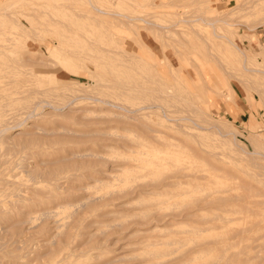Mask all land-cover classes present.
<instances>
[{
	"label": "rangeland",
	"instance_id": "1",
	"mask_svg": "<svg viewBox=\"0 0 264 264\" xmlns=\"http://www.w3.org/2000/svg\"><path fill=\"white\" fill-rule=\"evenodd\" d=\"M88 1L89 0H60L59 3L54 2L53 4V2H51L48 3L47 6H43V5L41 6L38 5L35 0H16V1L0 0V7H2L1 9H3V10L0 9L1 10L0 27L5 28V30L12 32V33L8 32L9 36L5 34L6 36L4 35L2 37L3 38L12 37V39L14 37L15 43L14 44L9 43L10 46L9 49H11L10 57L12 59L11 64L16 65L15 59L16 62H18V67H17L18 69L16 67L12 68L11 66L7 67L5 68V70L7 71L6 74L7 75L12 74L13 77L14 75L20 74L21 79H22V75L24 74H26L27 77L30 79H36V78L39 79L42 76V78H44L47 82H44L45 80L44 81L41 80V82L44 83L45 86L49 85L48 87L49 89H46L47 88L46 86V88L44 87V89L46 90H44L43 88L40 90V88L44 85L41 86L38 85L39 83L38 84L34 83L35 80L34 81L29 80V82H32V84H34V85L32 84L30 85V86H34L32 87L31 90L37 88L35 84L37 86H41L39 88V91H37L38 90L37 88L36 91L34 90V93L33 91L30 90L32 92V93L29 92L30 97L31 99L34 98V100H38L40 97L54 98V95L56 96V93L61 94V95L57 94L58 99H61L60 101L66 100L64 97L65 95L66 97L69 96V98L72 97V95L79 96V98H77L73 102L72 104L74 105L73 108L55 110L54 111L55 114L57 113L56 111H58L60 114L53 115V112H51L47 114L48 117L44 116L45 115L44 113L50 111L51 110L50 107L38 108V111L41 110L40 113L43 112L42 114H40V116H38L40 119L31 120V119H35V117L28 118L25 120L24 124L16 125L9 130L10 131L9 135L12 136L14 135V138L16 140L20 138L24 139V137L27 139L33 138L35 142L34 143L35 146L33 143L32 144L30 143V145H27V148L22 149V144L16 143L15 148H10L7 146L6 143L0 142V145H3L0 146V154L7 153L4 154L6 156V157L4 156L6 162L5 163L3 162L4 164L0 166L1 170L4 169L3 174L2 172L0 173V178L6 180L5 178L7 177L6 180L7 183L5 187L7 188V190L11 191V194L9 196H6V198L3 199V197H0L1 199L0 207L3 206L6 209H10L16 205L21 206L22 203L20 199L16 198V195L13 196V194L18 193V191L19 193H22L24 196L29 197L30 199L27 198V200L29 199L28 201H31L32 199L31 196L33 195L31 193H30L31 195L28 193L30 191L26 186H28L29 189H31V187L34 185L32 184L30 177L27 176L28 175L27 168L31 167L32 165H35V162L37 160H53L58 156L67 155L68 150L69 152L72 151L81 152L83 149V151H85L84 153H86V149L88 152V148H89L91 150H95L92 152L93 153L92 156L94 158L91 155H89L90 156L89 158L90 159L92 158V161L88 160L87 162L88 165H85L86 168H83L84 167L83 166L81 169L80 167L79 169L80 171L76 170V173L78 174L84 170L92 171V168L93 169L101 168L100 170L102 171L104 170L108 172L111 170L110 168L113 165L114 168L117 167V169H120V171L116 172L118 179L109 180V179H105L106 177L105 178L103 177L104 183L102 182L100 184H97V187H94L96 185L94 186L91 185L92 187L86 189V191L84 189L76 192L77 195L75 194V196H68L60 199L61 200L78 199L83 196H86L88 193H90L89 191L91 190L94 192L91 191L90 193L91 196L88 195V197L89 196L93 197L94 195H96L94 197H97L98 194H100L99 196L102 195L104 196L108 191H111L113 189L114 190L117 189L120 192L124 188H126V190H123L122 192L125 195L121 196L120 198L111 200L110 201L111 204L109 205L102 204L96 209L93 207L90 208L88 211H86L87 213L85 212L84 216L82 217L83 218L82 221L77 222L74 228L71 229V231H69V234L67 236V242L69 243L67 244L69 245V247L80 246L85 244L84 246L90 248L88 254H90L91 256L89 257L88 255L87 256L84 255L83 258L82 256L80 257L78 256L75 257L74 259H71L70 261L69 259H67L68 260L67 264H156V263L161 264V262L165 264L166 261H168L167 264H180V262L181 264H207V263L209 264V262L210 264H223L225 263L224 259L220 258L221 256L218 257V255H222L223 254L222 252H226L224 249L228 248L226 246L229 243L230 244L232 243L231 246H248L249 247L247 248L248 252L247 255L245 256L246 257H250L252 255L254 256L255 254H257L256 251L258 247L264 246V207H262V203H260L259 201V199L261 200V198L263 200L264 196H260V194L253 195L257 193V190L256 192L254 191L255 189L260 188V190L258 189L259 192L264 191V184H263L264 176L259 174L261 172L260 164H262V166L264 165V155L255 152L257 150L264 152V106L259 104H255L254 106H251L246 95L248 91L255 97L256 103L257 101H259V95L257 90L264 91V85H263L264 74H262L264 72L260 73L253 70L251 71L242 70V68H240V65L245 57L246 65L248 67L259 68L261 70H264V23H259L263 15L261 11L257 10L259 5L258 4L256 5L255 10H249L247 8L255 4L254 3L255 0H135V1L127 0L128 2L126 0H90L96 7H99L105 11L116 10L119 9V7L121 6V9L122 8L123 9L119 11H122L123 13H126L129 16H134V17L142 16L145 17L146 19L155 21L157 23L158 22L162 24L165 23L166 25L171 24L169 28L173 33L168 35L164 34L162 30H158V29H155V31H148L142 27L138 28L141 39L147 45L144 46L143 45L144 43L142 42L143 43L142 44L140 42L139 37L135 35L132 28H130L128 24H125V20L127 23V19L122 15H119L118 17L115 16L116 18L115 17L111 18L112 20H115L116 23L111 24L114 23L115 21L112 22L110 19L111 21L109 22L110 26L108 24H107L108 26L106 25L101 26L99 24L96 25V21L88 17L87 12L85 11V9L88 8L90 9V4L88 3ZM64 5H66V8H61V10L57 9ZM115 7L117 8L115 9ZM243 7H245V9H242ZM32 9L36 10L35 11L36 13L37 12L40 13L39 14L37 13L38 14L37 15L33 12ZM45 11H47L45 13L46 15L43 16L42 14ZM90 11L94 13L93 9ZM4 12H6L5 13V15L7 14L6 16L3 15ZM40 15H42V17ZM200 16L208 17L210 22L212 19L218 17L221 18L225 17L226 22H223L222 20H215L213 21L214 23L212 25L206 22L205 20L200 19L199 18ZM132 22H136L138 23V25L143 24L141 20H132ZM110 30L113 31V33L110 34L109 33ZM216 34L218 36H216ZM120 38H122L121 42H119L118 40ZM228 38L230 39L232 38L233 42L241 50H244L245 55L241 54L236 48H234L229 43ZM54 41L60 44L62 51L65 52L68 51L73 55L75 54L77 58L80 59V60L77 59L78 62H76L77 61L76 60L75 61L76 64L74 62V64L72 63L73 65L71 66L72 69H75L77 71L76 75H74L73 72H70L67 69L63 68V65L61 64V61H59L58 57H47L46 55H44V59H45L44 61L48 62L50 61L49 59H52L54 60L53 63L49 64L46 62H41V63L39 62L38 58L39 56H41L40 52L42 53L44 52L43 45H45L46 50L49 51L50 48L53 46ZM148 46H150V48L153 50L154 53L148 48ZM111 49H114L115 52L112 53ZM105 50L106 51L108 50V52H106ZM126 50L127 51L129 50L128 53H126ZM129 52L131 54H129ZM133 52L138 53L141 57H143L146 63L140 64L142 62L139 60L138 57H136L133 54ZM25 57L26 58L29 57L27 59L30 58L31 59L28 61L25 59ZM93 57H95V59ZM22 58H24L26 61H24ZM35 58H37V60ZM18 59H21V62L18 61ZM82 59H84V61ZM4 60L5 59H0V65ZM31 60L32 62H30ZM33 60H36L38 62L35 61L34 63ZM5 63L8 62L5 61ZM42 72L43 74L45 73L44 75L46 77H48V75H51L49 73H53L57 77L58 82L51 83L52 81L46 79L45 76L40 74ZM33 73H35L36 75ZM30 74L35 78L31 77ZM212 75L217 76L220 86L224 89H227L229 87V82L231 83L235 91V94H233V99L231 98L232 94L228 95L230 96L229 98L226 97L227 95L222 97L221 94L216 93L212 88L208 89L207 85H204L206 83H211L213 81ZM230 76H234L235 78L234 77L229 78ZM27 82L28 81H26V83ZM48 82L49 84H45ZM260 82H262L263 84ZM246 84L247 85L250 84L251 88H247ZM198 87L200 89L202 87V92H199ZM61 91L62 92L64 91L65 93L64 92L62 93ZM103 95L105 97L107 96L106 98L109 100L119 101L120 103L122 102L124 105L125 104L126 106L129 105V107L131 108L135 106L137 107L138 105H142V103H145L146 101L151 103L153 100L157 98L158 100H160V103L164 104V105L161 104V106H164V108L167 110L168 113H170L171 116H174L176 118L180 116H188L192 118V119H184V120L181 119L179 120V122L176 121L179 124H177L175 121H171L173 123L175 122V124H177L176 126L175 124H170V126L162 125L160 122H157L159 121L158 114L160 112L159 108L157 107H155L157 109L152 108L153 110L157 111L155 114L149 112L148 116L145 118L146 119L145 122L147 123V125L160 131L161 134L163 135L165 134L169 136L165 138L162 142L165 143L163 149L161 145H159V147L154 145L155 148H159L162 150V152L157 154V156L166 158L167 162H164L160 165H147L144 164L143 162L132 161L131 159L133 157L138 158L140 156H143L146 158H151L156 156L155 148L153 147L151 142L152 140L150 141L151 144L149 143V141H146V138L148 140L151 139L148 137L149 134L146 133L145 131L143 132V129L142 130L141 128L139 129V127H136L137 125H133L132 123H125V122L123 123L113 120L109 121L108 115L106 116L104 115V113L103 115L101 112H100L101 114L99 113L100 121H98L95 118L99 116V114H97L98 113L97 111H96L97 116L93 111L92 112L84 111V109L86 108H88L89 110L91 108H92L91 110L95 109V106H92V103H90L92 99L88 97H97ZM108 96L111 99L108 98ZM118 96H120V98ZM54 100L56 99L54 98ZM158 100H155L154 103L158 102ZM209 100L212 101L213 103L212 102L209 103ZM160 103L158 102L157 104L160 105ZM21 105H22V101L11 105L10 109L7 110L6 112L7 113L6 117H8L10 120L15 119L17 117L20 118V120L24 118L23 114L18 113L19 109L17 110V108ZM106 105L107 104H103V106L101 107L104 111L107 110ZM196 108L198 110H196ZM11 111L13 112L14 115H12ZM67 111L69 113H67ZM81 111L82 112L84 111L86 114L88 113V115H95V117L92 116L93 119L91 117L93 123L91 121L89 123H85L87 118L84 115V113H81ZM82 114L85 117L82 116ZM10 115L13 117H11ZM89 117L88 119L90 120ZM250 117H253L255 119L256 127L252 128L248 125V120ZM18 118L15 120L20 121ZM138 119H142V118L140 117ZM213 121L215 124L216 123L221 124V126L224 129H233L235 131L234 135L230 134L226 138L221 137L219 134H217V130L211 126L212 124H214ZM28 122L35 123V125L37 126L34 127L33 130L32 128H27L26 126L27 124H29ZM194 122L203 125L207 128L204 130V131L207 130V132H205L204 134L205 138L203 136L194 134V132L201 130L198 128V126H196V124H194ZM60 124L64 126H68L69 130L70 128L72 129L71 131L74 130L75 131L70 132L68 130L67 131L69 132L68 134L66 131L64 133L62 129V125ZM178 125L179 128L177 129ZM21 126L23 128H21ZM41 127L43 129H41ZM19 129L20 131L21 130L23 131V132L19 131L20 134L22 135H20L19 132H17ZM35 129H37L38 131ZM94 129L95 131L99 129L97 132L98 134L94 133ZM209 130L211 131L212 137L210 136L211 134H209L210 132ZM33 131L35 133L37 132V134H35ZM15 132H17L16 135ZM28 132L29 133L33 132V134L31 136L30 134L25 136V134H28ZM100 133H102V135ZM138 133H140L139 136L141 137L139 139L137 138ZM141 133H145L147 137L145 135L143 136V134ZM170 135H172L175 138L171 137ZM217 135L218 138H216ZM142 136L144 139L142 138ZM34 137H37L36 138L37 141L40 138V142L38 141L39 143H37ZM200 137H203L204 140L203 138L201 140ZM60 138L62 140L59 141L61 142L62 145L58 141V139ZM116 138L118 139L116 140ZM135 138L137 139L135 140ZM215 138L217 140H215ZM43 139H44L43 141L44 144L43 143L40 144L42 142L41 140ZM47 139L51 141V144L57 140V143L55 142L56 144L53 143L55 147L51 144H49L50 145L49 147L48 143L50 141L49 142L45 141ZM180 139L182 141L184 140L183 141L184 145L181 143L182 141H180ZM130 140L132 141L135 140V141L131 142ZM140 140L142 142H140ZM169 140L170 142H167ZM220 141L223 144H221ZM58 143L61 146L63 145L64 146L61 147ZM167 143L170 145H168ZM136 144H138V147ZM185 144H188V147L190 146V148L191 147L192 148L191 149L188 148L187 145ZM29 146H31V148ZM40 146L42 149H40ZM51 146H53L54 148H58L60 146L61 151H58L60 149L59 147L58 150L56 149L54 150L55 152L52 151V153H49L53 148ZM127 146L130 147L128 148ZM110 147H112V149H110ZM26 149H29L31 153H33V151L36 152L38 150L41 151H39L40 153L38 152L37 153L35 152V154L33 153L34 156H32V154H30V151ZM192 149H195V151H193ZM44 150H46L45 153ZM48 150L50 151L48 152ZM91 150H89L88 153H90ZM97 151H98V156L97 154H95V152ZM141 151H144L145 154L143 155L139 154V152ZM7 156L9 157L8 160H7L8 158ZM242 156L246 160L242 159L243 158ZM95 157L96 159L97 157L98 159L100 157L99 160L101 161L98 162L95 161L96 160ZM86 158L88 159V157ZM102 158H105L106 161L103 160ZM0 159L4 161L3 154L0 155ZM108 159L111 161V163H109L110 161H108ZM8 163L9 166H7ZM254 163L256 164L254 165ZM131 164H135L134 166L140 165V167L138 168L143 167V169H136ZM4 165L6 169L3 168ZM129 165H130L129 168L125 167ZM185 165L187 167H184ZM217 167L219 170L220 168H223L225 173L221 171L222 169L220 171L219 170L217 171ZM239 167H241V169ZM88 168L89 170H87ZM177 168L180 169V172L183 171L182 173H184V171L188 172L185 173V176L184 174H182L181 176L180 173L179 177L177 178L174 177L176 179V182L179 183H176L173 177L167 178L168 177L167 173L170 174L171 172L172 174L173 173L172 171ZM71 172H74V170H71ZM192 172L194 174H192ZM218 172L220 173L223 172L222 174L224 175V177H222V174L218 175L217 174ZM229 172H231V174L233 172H235V174L237 173L239 178L240 176H242V180L239 179L238 181L237 178L238 176L235 178L234 176H232L233 174L227 175L225 177V174ZM138 173H140L139 176L137 175ZM189 173H191L193 177ZM196 173H198V177L204 176V173H206L205 175L207 176V178H205L206 176H204V178L202 177L196 178L195 177V175H197ZM4 174H6V176ZM188 174L190 176H188ZM254 174L256 177L254 176ZM8 176L10 177L11 180L8 178ZM11 176L13 177L15 176V177L13 178ZM163 176L164 177L166 176L165 177L166 179ZM228 176L234 178L229 179L227 178ZM161 177H163L161 179L162 183L160 182L161 183L160 185H156V188L161 187L160 193L156 192V191L159 192V188L157 190L155 189L156 190L155 192L157 194L155 192H154L155 194L154 193L152 194L153 191L150 193L151 189L149 190L145 189L144 190L145 192L143 191V188L145 186L144 184L148 183V180L149 182L151 180L153 183H155L156 181L158 182L159 178ZM155 178L156 181H154ZM188 178L190 179V182ZM15 179H17L18 181ZM170 179L174 181H171ZM183 179L186 180L187 182L186 181L185 183L181 182L184 181ZM77 180L71 182L72 188H77L78 185L82 183L79 180L77 182ZM144 180H147V182L144 184L139 183ZM165 181H167V184L166 185L164 184L165 186L164 188V186L162 187L161 185H163ZM170 181L172 184L169 183ZM193 181L197 185L195 184L194 186H192L194 184ZM234 181L236 182L238 181L239 183L238 182L236 183ZM240 181H244L242 182L243 186L245 185L247 186V184L248 186L247 187L245 186L246 188L244 187L243 189V186L240 183ZM12 182H16V183L11 184ZM18 182L20 183L25 182V183L20 184ZM136 182L140 184V186L138 185L136 187L135 185L133 188L132 186ZM14 184H15L14 187L15 191L13 190L14 191L13 193L12 186H14ZM169 184L171 185L169 186ZM228 184L230 185L232 184V186L234 184L241 185L242 188L240 187V189L236 190L239 191V194L241 193L243 194L245 191L246 192L248 191V193L245 192V194H248V196L245 194L244 195L245 197L246 196L248 197L250 202L252 201L250 200L251 197H253L252 198L253 200L259 201V202L252 201V204H254L255 206L257 205L256 206L257 210H254L255 206L252 205L246 199L247 197L246 198L243 197L244 195L241 196V198L242 197L245 198L244 199L245 202L248 201L246 202L247 204L245 205H242V203L245 202H243L241 198H240L241 201L235 199L239 204L233 202L234 199H232V202L231 200L220 201L219 203L208 202L209 204H205V206H203L201 205L203 201H201L200 205H196V206L192 205L196 201L194 198H196L197 195H198L197 198L198 197L202 198V195L204 196V194L207 193L209 190H213V189L223 190L224 187L228 188L230 186ZM10 186L12 187V189ZM21 187L22 188L24 187L23 188L24 191L20 192ZM131 187L135 190L133 191ZM139 187L142 189H140ZM254 187L256 188L254 190L252 189L251 190L254 191L255 193L254 192L252 193L251 191L252 196L251 195L249 196L250 194L249 188H254ZM26 189L28 191H26ZM162 189H164L165 191ZM176 189L178 190V192L176 191ZM130 190L133 191V193H131ZM240 190L241 191L245 190V191L240 193ZM124 191H126L127 194ZM137 191H139L141 194H139ZM81 193H83V195ZM139 195H142L141 196L142 198L138 197ZM10 200L16 203L13 204L14 202H11ZM129 201H131L130 204L132 203L131 204V206L133 205L132 207L130 206ZM9 202L12 203L11 206L12 205L14 206L9 208L10 205ZM123 202L126 203V205L125 204L123 205ZM254 202L260 203L261 207L259 206L258 203L255 204ZM120 203L122 204V206L119 205ZM198 203L195 202L194 204H198ZM45 204L46 203H42V205L40 204L38 207L36 205L32 206L33 209L32 215L40 214L41 216L42 214L41 212L39 213V211ZM49 204L51 205L53 203H49ZM153 204H155V206ZM184 204L186 205V208L187 206L189 207L190 205V208H187L189 210L185 208ZM239 205L244 206V209ZM125 206L126 208H124ZM128 206L130 208H128ZM144 206L145 208H142ZM173 206H174V210H177L176 212L178 213L180 212L184 213L185 211L186 212L188 211L187 213H191V215H193L192 212L197 213V211L201 209L199 210L201 214L198 215L196 214L195 217L193 216L187 217L186 219L177 218L176 220L177 223L172 226V231L171 229L166 230L167 233L169 232L168 234L164 231L161 232L156 231L158 233L156 234L154 233L155 232L154 231L153 233L155 234V237L158 236L157 238H159L160 240L157 241L156 240L157 238H152L156 240L154 241V243H152L150 241L151 238L150 240L147 239L148 235H150L151 232H149V230L146 231L147 229L146 227L148 226L150 227L151 224H141L140 218L139 219L137 218L136 220V217L138 216L145 217V214L143 213H147V210L150 212L149 215L153 213L158 214L160 211L162 212L161 214H163L164 211H166L165 213H167V211H170L169 209L170 208L172 209ZM206 206L208 207L207 209H205ZM219 206H221L220 209L222 210L224 209V210L223 211L220 210ZM231 206L233 207L235 206L234 207L235 209L238 207L240 210L242 208L245 213L244 212L242 213L241 212L242 210L240 211L239 209H237L238 210L237 212L228 211L229 208L230 209L233 208V207L231 208ZM247 206L249 210L250 208L253 207L252 211L254 210V212L245 209ZM195 207H197L198 210L195 209ZM155 208L157 209L159 208L157 210L158 212L155 211L156 210ZM177 208H179L180 211H178L179 209ZM182 208L185 209L183 210ZM226 208L228 209L227 211H225ZM34 209L37 210L39 209V210L34 211ZM108 209H111L112 211L110 210L111 212H109V214H106L109 211ZM153 209H155L154 212ZM258 210L259 212H261L260 214L257 213ZM14 211H12L13 214H11V216L12 215L16 216L17 214L18 217H22V215H20L16 211L14 213ZM68 211L70 210L69 209L62 210L60 213L54 216V218L53 217H50V219L48 218L49 227L51 225V230H48V232H33L31 230H28L26 232V230L28 229L27 228L28 225L30 227L32 224L39 223L37 222L40 221L39 216H38L39 218L36 217L32 221V223H27L26 225H24V230L21 233L11 229L12 231L15 232V234L14 232L11 233L12 231L10 232L8 227L5 228L6 232L4 231L5 229L3 228L4 226L2 224L4 219L0 218V221L2 220L0 222V237L2 236V234L4 236L3 238L2 237L0 238L1 239L0 244L3 243L4 240L5 242L7 241L6 243L4 242L5 245H7L11 240L13 241L11 234H14L12 236L14 238L16 237L15 239L17 238H19V240L21 238L25 239L29 231L30 233L28 235L32 234V237H30L31 236L30 235L27 242H29V239L32 238L33 240L32 239L30 240L34 244L33 245L30 242L29 245L26 246V244H28L26 242L27 239L26 238L24 240V245H25L24 246L21 241L22 239L20 240L21 243L17 241L18 239L17 240L14 239L15 241L18 242L19 245H21L18 248H21L23 252H25L23 256V252H21V250L19 249L13 250L12 254H16L19 251L20 253H22V254L18 253L19 255L18 254L15 255V257H12L10 255L11 252L10 254L4 252L7 251L9 252L10 249L17 248V246L15 245L17 244V242L15 243L13 241L14 244L13 243L11 245L8 244L9 246L8 245H7L8 247L5 246L6 248H4V246H0V250L3 251V252L0 251V256L2 257V259H0V261L2 260L0 263L11 264L10 262H12V264L13 263L16 264L19 261L21 263L23 260L29 258L32 263L34 262V264H39L43 258L41 260L40 259L36 260L35 259L36 256L38 254L43 253V255H45L47 253V245L42 246V242H44L45 240L47 241L49 237L51 239L52 237L51 234H53L52 231L56 224L55 220H57V223L60 222V224H62L59 227V229H65L64 228L65 226L63 224H67L68 223L67 221H70V219L72 220V218L67 215ZM115 211L119 212L120 214L111 215V213H115ZM135 211H138L140 215L137 213L138 214L137 216ZM217 211H219L218 213L221 212L220 214H218V216L222 214L221 215L222 218L216 215ZM176 212L174 211L173 213ZM215 212L216 214H214ZM214 216L218 217V219H214ZM14 217L12 216V219H16ZM143 217H141V220ZM51 218L55 220L53 221ZM132 218H135V221L131 220ZM145 218H147V216ZM145 218H143V220ZM183 219H185L186 221L183 222ZM189 219L191 220L189 221ZM208 220L210 221L208 222ZM180 221L182 222L180 223ZM128 222L131 223L127 225ZM90 223H94V224H91L88 227L85 226L86 224L88 225ZM123 225L126 226L123 227V229H120L121 226ZM245 227L247 228V230ZM173 228L175 229L173 230ZM200 228L203 229L201 230ZM7 229L11 234H8ZM73 230H75V232ZM142 230L148 232V235L147 233H143ZM243 230L245 232H243ZM233 231L234 234L232 233L231 236L232 238L228 239L230 237L231 232ZM238 231L241 233L240 235L242 236H239ZM23 232L25 233L23 234ZM87 233H90L92 235V237L90 236L91 239L87 237L89 236ZM153 233H151L152 236H154ZM33 234H35L36 236H34ZM235 234L236 236L233 239ZM245 234H247V236H245ZM19 235L21 238L19 237ZM34 237H36L37 239ZM243 237H247V238H243ZM87 238L90 239V241L86 242L88 240ZM34 239L36 241H34ZM98 239H102L103 241L101 242V240ZM162 239L163 241H167V242L168 240L169 241L178 240V242L176 243L173 242L172 244H168L166 242L165 244V242H162ZM211 239L212 241L213 240L214 241L211 242ZM236 239L240 241H236L237 242L236 243L235 242ZM217 240H219L220 242L218 241L219 242L218 243ZM228 241L230 242L228 243ZM231 241H234L235 244L234 242ZM82 242L84 244H80ZM98 242L99 245L97 244ZM102 243L103 244L106 243L105 246ZM222 243L224 246L223 248L224 251L221 250ZM92 244L93 245L95 244L97 246L95 245L91 246ZM219 244H221L220 245L221 249L220 248L219 249L222 252L218 251V249L216 248V246L217 245L219 246ZM22 245L24 246V249L25 247L28 248V250L30 249L28 253L31 254L26 253L27 249L24 250ZM32 245L33 247H29ZM36 245H37L36 247L37 249L36 248L33 249L34 246ZM199 246L200 247L203 246L204 248H207L208 246L209 247L208 249H204L198 253L191 252L189 254V251L186 252V250H188L189 248L197 249L199 248ZM253 246H255V248H253ZM8 248L10 249L8 250ZM102 248L103 250H101ZM231 248L233 247H230L229 249ZM169 249L170 250L172 249L171 253L169 252L170 251ZM33 250L35 251L33 252ZM258 253L260 254V256L264 255V250H261ZM26 254L28 256H25ZM21 255L23 256L22 257L23 260L21 259ZM189 256L191 258H188ZM31 257L34 258L32 259ZM254 258L255 257L251 258L248 261H245L246 263L241 262V264H254V261L256 260ZM214 259L215 260L217 259L216 262ZM212 260L213 263L211 262ZM258 263L259 260L257 264Z\"/></svg>",
	"mask_w": 264,
	"mask_h": 264
},
{
	"label": "bare ground",
	"instance_id": "2",
	"mask_svg": "<svg viewBox=\"0 0 264 264\" xmlns=\"http://www.w3.org/2000/svg\"><path fill=\"white\" fill-rule=\"evenodd\" d=\"M16 1V0H15ZM36 2H37V4L38 5H43V6H47L48 5V3H51V2H53V4H54V2H58L59 3V1L58 0H35ZM127 1V0H126ZM131 1V0H130ZM130 1H129V3H130ZM133 1H135V0H133ZM128 2V1H127ZM47 3V4H46ZM88 3L90 4V9L88 8V9H85V11L87 12V15H88V17H90L91 19H93V20H95L96 21V25L97 24H99V25H101V26H104V25H106V26H110V24H109V22H114L115 20H112L111 18H114L115 16H119V15H122V16H124V17H126V19H127V23H126V20H125V24H128V26L130 27V28H132V30H133V32L135 33V35H137V37H139V39H140V42L144 45V46H147L146 45V43L141 39V36H140V32H139V29L138 28H144V29H146V30H148V31H155V29H158V30H162L163 32H164V34H172L173 32H171V29L169 28L170 27V25L171 24H162V23H157V22H155V21H152V20H149V19H146L145 17H142V16H137V17H134V16H129L128 14H126V13H123L122 11H119V10H122L121 9V6L119 7V9H116L117 7H115V9L116 10H112V11H105V10H103V9H101V8H99V7H96L90 0L88 1ZM254 3L255 4H253V5H251V6H249V8H247V9H249V10H255L256 9V5L258 4L259 6H258V9L257 10H259V11H261L262 13H263V15H262V18H261V21L259 22V23H264V0H261V1H259L258 0V2H257V0H255L254 1ZM126 5V4H125ZM2 7H0V9H1ZM35 8V7H34ZM61 8H66V5H64V6H61V7H59V8H57V9H59V10H61ZM5 9V8H4ZM94 10V13H92L90 10ZM242 9H245V7H243ZM1 10H3V9H1ZM0 10V11H1ZM33 10V12L35 13V14H37L35 11L36 10H34V9H32ZM166 11H169V10H166ZM172 11V10H171ZM32 12V13H33ZM47 11H45L42 15L43 16H45ZM174 12V11H173ZM219 12V11H218ZM221 12V11H220ZM5 13L6 12H4V16H6L5 15ZM33 13V14H34ZM40 13V12H39ZM38 13V14H39ZM42 13V12H41ZM92 13V14H91ZM37 14V15H38ZM3 15H1V16H3ZM42 15H40L41 17H42ZM1 18H3V17H1ZM44 18V17H43ZM116 18V17H115ZM200 19H203V20H205L206 22H208V23H210V24H212L213 25V21H215V20H222L223 22H226L225 21V17H218V18H215V19H212L211 20V22L209 21V19H208V17H206V16H200L199 17ZM110 19H111V21H110ZM132 20H141L142 22H143V24H139L138 25V23H136V22H132ZM116 23V21L114 22V23H111V24H115ZM108 24V25H107ZM123 24V23H122ZM124 25V24H123ZM0 26H1V24H0ZM127 26V25H126ZM110 29V28H109ZM107 30H108V27H107ZM105 31H106V28H105ZM104 31V32H105ZM8 32L10 33L11 31H8V30H5V28H1L0 27V59H5L4 61H2V63H1V65H0V142H2V143H6L7 144V146L8 147H10V148H15L16 147V143H18V144H22V149L24 148H27V145H30V143L32 144H34L35 142H34V139L33 138H29V139H27V138H25L24 137V139L23 138H20V139H18V140H16L15 138H14V135L12 136V135H9V130L11 129V128H13L14 126H16V125H20V124H24V122H25V120L26 119H28V118H32V117H35V119H31V120H38V119H40L38 116H40V114H42L43 112H41L40 113V111H38V108H44V107H50L51 108V110L50 109H48V110H50V111H47L46 113H44L45 115L44 116H46V117H48L47 116V114H49V113H51V112H53V115L55 114V110H62V109H66V108H68V109H70V108H73L74 107V105H72L73 104V102L77 99V98H79V96H76V95H72V97H70L69 98V96L68 97H66V95L64 96L65 97V101L64 100H62V101H60L61 99H58V97H57V94H60V93H56L55 91V93H56V96L54 95V98L56 99V100H54V98H52V97H40L38 100H34V98H32L31 99V97H30V94H29V92H31V91H33V93H34V90L36 91L37 90V88H38V90L37 91H39V88L42 86V85H44V83H42L41 82V80L42 81H44L45 79L44 78H42V76H41V78H39V79H30V78H28L27 77V75L26 74H24V75H22V79H21V75L20 74H17V75H14V77L12 76V74H9V75H7L6 74V70H5V68H7V67H18V62H16V59H15V63H16V65H12L11 64V61H12V59H11V57H10V52H11V49H9L10 48V46H9V43L11 44H14L15 42H14V37H13V39H12V37H2V36H4L5 34H7L8 35ZM12 33V32H11ZM14 33V32H13ZM106 33H108V32H106ZM109 33L111 34V33H113V31H109ZM15 34V33H14ZM20 34V33H19ZM6 36V35H5ZM9 36V35H8ZM14 36V35H13ZM216 36H218L217 34H216ZM17 37V36H16ZM15 37V38H16ZM85 40H87V39H85ZM84 40V41H85ZM119 40V42H121L122 41V38H120V39H118ZM93 41V40H92ZM228 41H229V43L234 47V48H236L241 54H243V55H245V52H244V50H241L234 42H233V40H232V38L230 39V38H228ZM8 44H7V43ZM87 42V41H86ZM88 43V42H87ZM42 45V44H41ZM13 47V46H12ZM148 48L153 52V50L150 48V46H148ZM43 49H44V52L42 53V52H40V55L41 56H39V58H38V60H39V62L41 63V62H46V61H44L45 59H44V55H46L47 57H58L59 58V61H61V64L63 65V68H65V69H67L68 71H70V72H73V74L74 75H76L77 74V71L75 70V69H72V65L74 64V62L78 59V60H80L79 58H77V56L74 54H71L70 52H65V51H62L61 50V46H60V44L59 43H57L56 41H54L53 42V46L50 48V50L49 51H47L46 50V48H45V45H43ZM101 49V48H100ZM13 50V49H12ZM97 50V49H96ZM104 51V50H103ZM106 51V50H105ZM129 51V50H128ZM128 51L126 50V53H128ZM106 52H108V50L106 51ZM110 52V51H109ZM111 52L113 53V52H115V50L114 49H111ZM154 53V52H153ZM129 54H131L130 52H129ZM133 54L136 56V57H138L139 58V60L142 62V63H140V64H145L146 63V61H145V59L143 58V57H141L138 53H135V52H133ZM132 54V55H133ZM131 55V56H132ZM247 56V55H246ZM27 58H29V57H27ZM26 57H25V59L26 60H30V59H27ZM94 59H95V57H93ZM135 58V57H134ZM24 61H26L24 58H22ZM36 60H37V58H35ZM49 59V58H48ZM92 59V58H91ZM22 60V61H23ZM36 60H33L34 61V63H35V61ZM50 61H48V62H46V63H49V64H52L53 63V61L54 60H52V59H49ZM78 60L76 61V62H78ZM83 61H84V59H82ZM137 60V59H136ZM5 61H7L8 63H5ZM18 61H20L21 62V59H18ZM82 61V62H83ZM30 62H32V60L30 61ZM36 62H38V61H36ZM76 62H75V64H76ZM93 62V61H92ZM138 62V61H137ZM33 63V64H34ZM73 63V64H72ZM78 64V63H77ZM84 64V63H83ZM86 66V65H85ZM88 67V66H87ZM240 68H242V70H246V71H251V70H253V71H256V72H264V70H261V69H259V68H253V67H248L247 65H246V58L244 57V60H243V62L241 63V65H240ZM11 69V68H10ZM18 69V68H17ZM95 70V69H94ZM22 72H24V71H22ZM31 72H32V70H31ZM33 74H35V73H33ZM41 75H43V76H45L44 74H43V72L42 73H40ZM49 74H51V75H48V77H46L45 76V78L46 79H49L50 81H52L51 83H56V82H58L57 80V77L53 74V73H49ZM262 74H264V73H262ZM26 75V76H25ZM31 75V74H30ZM36 75V74H35ZM24 76V77H23ZM38 76V75H37ZM20 77V78H19ZM31 77H34V76H32L31 75ZM212 77H213V81L211 82V83H206V84H204V85H207V88L209 89V88H212L216 93H219V94H221L222 95V97L223 96H226L227 98H229L230 96H228V95H231L232 94V96H231V98L233 99V94H235V91H234V89H233V87H232V85H231V83L229 82V87L227 88V89H224V88H222L221 86H220V83H219V81H218V78H217V76H214V75H212ZM231 77H234V76H230L229 78H231ZM35 78V77H34ZM235 78V77H234ZM237 78V77H236ZM29 80L31 81V80H35V82L34 83H36V84H38V85H41V86H37L36 84H35V86L37 87L36 89H34V90H31L32 89V87H34V86H30L31 84H32V82H29ZM26 81H28L27 83H28V85H27V83H26ZM99 81V80H98ZM44 82H47L46 80L44 81ZM25 83V84H24ZM260 83H262V82H260ZM264 83V82H263ZM262 83V84H263ZM23 84V85H22ZM45 84H49V82L48 83H45ZM58 84V83H57ZM25 85V86H24ZM32 85H34V84H32ZM78 85V84H77ZM264 85V84H263ZM47 86V85H46ZM46 86L44 85V86H42L41 88H40V90L43 88L44 89V87L46 88ZM246 86H247V88H251V86H250V84L249 85H247L246 84ZM49 87V85L47 86V88L46 89H49L48 88ZM50 87H52V86H50ZM67 87V86H66ZM107 87V86H106ZM46 89H44V90H46ZM31 90V91H30ZM64 90V89H63ZM198 90H199V92H202V87H201V89L198 87ZM40 92H42V91H40ZM58 92V91H57ZM62 92V91H61ZM64 92V91H63ZM62 92V93H63ZM66 92H68V91H66ZM257 92H258V95H259V101H257V103H256V99H255V97L250 93V92H248L247 91V99H248V101L250 102V104H251V106H254L255 104H259V105H262V106H264V91H261V90H257ZM32 93V92H31ZM36 93H38V92H36ZM55 93H53V94H55ZM65 93V92H64ZM72 93V92H71ZM40 94H42V93H40ZM68 94V93H67ZM70 94V93H69ZM74 94V93H73ZM61 95V94H60ZM71 95V94H70ZM78 95H80V94H78ZM37 96V95H36ZM39 97V96H38ZM100 97H103V98H106L104 95L103 96H97V97H88V98H91L92 99V101L90 102V103H92V106H95V109H93V110H89L88 108H86V109H84V111L86 112V111H88V112H95V115H96V113L97 114H99L100 112L102 113V115H103V113H104V115H108V118H109V121L110 120H113V121H118V122H125V123H132L133 125H137L136 127H139V129L141 128V130L143 129V132L145 131L146 133H148L149 135H148V137L149 138H151V139H147L146 138V141H149V143L151 144V142H152V145H153V147H154V145L155 146H158L159 147V145H161L162 146V149H163V147H164V144L165 143H162L163 142V140L165 139V138H167V137H169V136H167V135H163V134H161L160 133V131H158V130H156L155 128H152V127H150L149 125H147V123L145 122V118L148 116V113L149 112H152V114L154 113H156L157 111L156 110H153L152 108H155V107H157V108H159V117H158V119H159V121H157V122H160L162 125H166V126H170V124H175V122L176 121H178L179 122V120H181V119H192V118H190V117H188V116H180V117H174V116H171L170 115V113H168L167 112V110L164 108V106H161V104L162 105H164L163 103H160V100H158L157 98L155 99V100H158V102L160 103V105L159 104H157L158 102H155L154 103V101L155 100H151L152 102L150 103V102H148V101H146L145 103H142V105H138L137 107L135 106V107H133V108H131V107H129V105H127L126 106V104L124 105L122 102L120 103L119 101H113V100H109V99H103V98H100ZM119 98H120V96H118ZM154 97V96H153ZM158 97V96H157ZM245 97V96H244ZM69 98V99H68ZM87 98V97H86ZM108 98H110L109 96H108ZM162 98V97H161ZM246 98V97H245ZM62 99H63V97H62ZM111 99V98H110ZM231 99V100H232ZM115 100V99H114ZM22 101V105L21 106H19L18 108H17V110L19 109V114H23V117L24 118H22L21 120H20V118H18L20 121H18V120H15V119H17V118H15V119H12V120H14V121H12V120H10L8 117H6V115H7V110H9L10 109V106L11 105H13V104H15V103H17V102H21ZM57 101H59V102H57ZM210 102H212V101H210L209 100V103ZM76 103H77V101H76ZM135 103V102H134ZM213 103V102H212ZM103 104H107L106 106H107V110H103L101 107L103 106ZM136 104V103H135ZM16 107V106H15ZM14 107V108H15ZM99 107V108H98ZM13 108V107H12ZM11 108V109H12ZM94 108V107H93ZM157 108H155V109H157ZM46 109V108H45ZM178 109V108H177ZM180 109V108H179ZM253 109V108H252ZM16 110V111H17ZM47 110V109H46ZM45 110V111H46ZM145 110V111H144ZM196 110H198L197 108H196ZM195 110V111H196ZM44 111V112H45ZM82 112L81 111V113H84V115L86 116V122L85 123H89L90 121L92 122V119H93V117H95V115H88V113L86 114L85 112ZM97 111V112H96ZM12 112V111H11ZM57 113L55 114V115H57V114H60L58 111H56ZM66 112V111H65ZM16 113V112H15ZM67 113H69L68 111H67ZM66 113V114H67ZM100 113V114H101ZM61 114H62V112H61ZM64 114V113H63ZM91 114V113H90ZM100 114H99V116H97V117H95L98 121H100L99 119H100ZM256 114V113H255ZM12 115H14L13 114V112H12ZM53 115H51V116H53ZM83 114H82V116H84ZM131 115H133V116H131ZM11 116V115H10ZM21 116V115H20ZM43 116V117H44ZM50 116V115H49ZM81 116V117H82ZM84 116V117H85ZM90 118V120L88 119V117ZM93 116V117H92ZM11 117H13V116H11ZM38 117V118H37ZM45 117V118H46ZM84 117H83V119H84ZM91 117H92V119H91ZM142 118V119H138V118ZM94 118V119H95ZM108 118H107V121H108ZM42 119V118H41ZM95 119V120H96ZM197 119V118H196ZM89 120V121H88ZM94 120V121H95ZM96 120V121H97ZM12 121V122H11ZM84 121H85V119H84ZM106 121V120H105ZM171 121H175L174 123L173 122H171ZM157 122H156V124H157ZM209 122V121H208ZM29 123V122H28ZM93 123V122H92ZM155 123V122H154ZM177 123V122H176ZM213 123H214V121H213ZM177 124H179V123H177ZM177 124H175V126L177 125ZM194 124H196V126H198V128L199 129H201V130H199V131H197V132H194V134H196V135H200V136H203L204 137V134H205V132H207V130L206 131H204L205 129H207L205 126H203V125H200V124H198V123H196V122H194ZM60 125H62V124H60ZM60 125H58V126H60ZM182 125V124H181ZM248 125L250 126V127H256V121H255V119L253 118V117H250L249 118V120H248ZM37 125H35V123H29V124H27V128H32V130H33V128L34 127H36ZM173 126V125H172ZM212 127H214L216 130H217V134H219L221 137H228L230 134L231 135H234V130L233 129H224L222 126H221V124H218V123H214V124H212L211 125ZM67 127V128H66ZM164 127V126H163ZM174 127V126H173ZM181 127V126H180ZM16 128V127H15ZM20 128V127H19ZM21 128H23L22 126H21ZM179 128V125L177 126V129ZM182 128V127H181ZM188 128V127H187ZM192 128H193V126H192ZM195 128V127H194ZM197 128V129H198ZM252 128H250V129H252ZM38 129V128H37ZM37 129H35V130H37ZM41 129H43L42 127H41ZM62 129H63V132L65 133V131L67 132L68 130H69V128H68V126H64V125H62ZM96 129V128H95ZM95 129H94V133H97L98 132V130H96L95 131ZM60 130V129H59ZM72 129L70 128V132H74V131H71ZM93 130V129H92ZM91 130V131H92ZM136 130H138V129H136ZM174 130V129H173ZM181 130V129H180ZM192 130V129H191ZM20 131V129L17 131V132H19ZM38 131V130H37ZM195 131H196V129H195ZM210 131V130H209ZM213 131V130H212ZM17 132H15V135H16V133ZM20 132H23L22 130L20 131ZM20 132H19V134H20ZM34 132V131H33ZM33 132H28V134H25V136L26 135H29L30 134V136L33 134ZM101 132V131H100ZM139 132V131H138ZM153 132H154V134H153ZM192 132V133H193ZM214 132V131H213ZM35 133V132H34ZM69 132H67V134H68ZM103 133V132H102ZM102 133H100L101 135H102ZM165 133V132H164ZM216 133V132H215ZM18 134V135H19ZM35 134H37V132L35 133ZM34 134V135H35ZM98 134V133H97ZM139 134L140 133H138V136H137V138L139 139V138H141L140 136H139ZM141 134H143V136L145 135L146 137H147V135L145 134V133H141ZM193 134V135H194ZM209 134H211V131L209 132ZM17 135V136H18ZM20 135H22V134H20ZM104 135V134H103ZM137 135V134H136ZM135 135V136H136ZM207 135V134H206ZM205 135V136H206ZM44 136V135H43ZM143 136H142V138H143ZM171 137H173L172 135H170ZM195 136V135H194ZM211 137H212V134L210 135ZM196 137V136H195ZM198 137V136H197ZM203 137H200L201 138V140H202V138ZM209 137V136H208ZM211 137H210V139H211ZM35 138V141H37L36 140V138L37 137H34ZM137 138H135V140L137 139ZM173 138H175V137H173ZM205 138V137H204ZM204 138H203V140H204ZM216 138H218V135L216 136ZM215 138V140H217ZM113 139H115V138H113ZM118 138H116V140H117ZM144 139V138H143ZM179 139V138H178ZM178 139H176V140H178ZM61 141L62 139L60 138V139H58V141ZM66 140V139H65ZM65 140H63V141H65ZM135 140H130L131 142H134ZM152 140V141H151ZM200 140V139H199ZM219 140H220V138H219ZM39 142H40V138H39V140H38ZM37 141V143H39ZM42 142L40 143V144H42L43 143V141H44V139L43 140H41ZM45 141H47V142H49L50 140H45ZM59 141V143L61 144V142ZM139 141V140H138ZM151 141V142H150ZM180 141H182L181 139H180ZM184 141V140H183ZM183 141L181 142L182 144H183ZM225 141H226V139H225ZM47 142H46V144H47ZM56 143H57V140L55 141ZM55 142H53V143H55ZM140 142H142L141 140H140ZM166 142V141H165ZM167 142H170V140L169 141H167ZM202 142V141H201ZM221 142V141H220ZM36 143V144H37ZM53 143L51 144V141L48 143V146L50 147V145L49 144H51V145H53ZM55 143V144H56ZM58 143V144H59ZM63 143V142H62ZM65 143V142H64ZM136 143V142H135ZM135 143H134V145H135ZM137 143H139V142H137ZM174 143V142H173ZM180 143V142H179ZM212 143V142H211ZM225 143V142H224ZM44 144V143H43ZM59 144V145H60ZM116 144V143H115ZM133 144V143H132ZM131 144V145H132ZM145 144V143H144ZM147 144V143H146ZM168 144V143H167ZM171 144H172V142H171ZM175 144V143H174ZM221 144H223L222 142H221ZM38 145V144H37ZM62 145V144H61ZM60 145V146H61ZM130 145V146H131ZM137 145V147H138V144H136ZM168 145H170V144H168ZM184 145V144H183ZM185 145H187V147H188V144H185ZM0 146H3V145H0ZM6 146V145H5ZM34 146H35V144H34ZM42 146V145H41ZM41 146H40V149H42L41 148ZM54 146V145H53ZM53 146H51V147H53ZM59 146V147H60ZM64 146V145H63ZM63 146H61V147H63ZM130 146H127L128 148L130 147ZM133 146V145H132ZM182 146V145H181ZM215 146V145H214ZM220 146V145H219ZM30 148H31V146H29ZM55 147V146H54ZM53 147V148H54ZM58 147V146H57ZM59 147L58 148H52V150H51V152H49L50 150H48V152L49 153H52V151H54L55 149L56 150H58L59 149ZM61 147H60V149L58 150V151H61ZM32 148H33V145H32ZM48 148V147H47ZM67 148V147H66ZM109 148V147H108ZM107 148V149H108ZM116 148V147H115ZM124 148H126V147H124ZM134 148H135V146H134ZM155 148V147H154ZM188 148H190V146L188 147ZM192 148V147H191ZM190 148V149H191ZM110 149H112V147H110ZM132 149H133V147H132ZM189 149V150H190ZM26 150H28V151H30L29 149H26ZM26 150H25V153H26ZM73 150V149H72ZM71 150V151H72ZM76 150V149H75ZM89 150H91V149H89L88 148V152H89ZM129 150V149H128ZM193 151H195V149H192ZM39 151H41V150H38L37 152L38 153H40ZM45 151L46 150H44V153H45ZM57 151V152H58ZM80 151V150H79ZM93 151H95V150H91L90 151V153H88L87 152V149H86V153H84L85 151H83V149H82V153L81 152H76V151H72V152H69V150H68V154L67 155H62V156H58L57 158H55V159H53V160H37L36 162H35V165H32L31 167H26L27 168V172H28V175L27 176H29L30 177V180L32 181V184L34 185V186H32L31 187V189H29V187L28 186H26L27 188H28V190L30 191V192H28L29 194L31 193L33 196H31L32 197V199H31V201H28L30 198L29 197H26V196H24L22 193H19V191H18V193H19V195H18V193H16V194H13V196L14 195H16V198H19L20 199V201H21V206L19 205H16V206H14V205H12V206H14L13 208H10V207H12L11 206V204L12 203H10V205H9V208L10 209H6V208H4L3 206H1L0 207V218L1 219H4L3 220V222H2V224H3V228L5 229L6 227H8L9 228V231L11 232L12 230H16L17 232H22L23 230H24V225H26L27 223H32V221L36 218V217H40V221H37V222H39V223H35V224H32L30 227H29V225H28V229L26 230V232L28 231V230H31V231H33V232H48V230H51V225H50V227H49V221H48V218L50 219V217H53L54 218V216H56L58 213H60L62 210H66V209H69L70 211H68V216H70L71 218H72V220L70 219V221H67L68 223L67 224H63L65 227V229H59V227L62 225V224H60V222L59 223H57V220H55L56 221V224H55V227H54V229H53V231H52V233L53 234H51L52 235V237H51V239H50V237H49V239L45 242H42V246L43 245H47V253L45 254V255H43V253L42 254H36L37 256H36V260H41L42 258V260L40 261V263L39 264H67L68 263V260L67 259H69V261L71 260V259H74L75 257H80V256H82V258L84 257V255H88L89 257L91 256L90 254H88L89 252V249L90 248H87L86 246H84L85 244L82 242V243H80V244H84V245H80V246H74V247H69V243L67 242V236H68V234H69V231H71V229H73L74 228V226L76 225V223L77 222H81L82 221V217L84 216V214H85V212L86 211H88L90 208H98L99 206H101L102 204H106V205H109V204H111L110 203V201L111 200H114V199H116V198H120L121 196H123V195H125L124 193H122L123 192V190H126V188H124L121 192L119 191V190H111V191H108L107 193H106V195H102V196H99L100 194H98V196L97 197H94V196H96V195H92L93 197H90L91 196V191H89L90 193H88L86 196H83V197H81V198H78V199H65V200H61L60 198H65V197H68V196H75V194H76V192H78V191H80V190H84L85 189V191H86V189H88V188H90V187H92V186H94V185H96V186H94V187H97V184H100V183H104V180H103V177L105 178V179H109V180H114V179H118V176H117V171H120V169H117V167H115L114 168V166L112 165V167L110 168L111 170L110 171H108V172H106V171H102V170H100V169H93L92 168V171H86V170H84V171H82V172H80V173H76V170H79L80 169V167H81V169H82V167L83 168H86L85 167V165H88V160H91L92 161V158L90 159L89 157V155H93ZM136 151V150H135ZM155 151H156V156H154V157H151V158H146V157H143V156H140V157H138V158H132L131 160L132 161H135V162H143L144 164H147V165H160V164H162V163H164V162H167V159L166 158H164V157H160V156H157V154H159V153H161L162 152V150L161 149H159V148H155ZM2 152V151H1ZM6 152V151H5ZM35 152L36 151H33V153L35 154ZM36 152V153H37ZM48 152H46V153H48ZM55 152V151H54ZM246 152V151H245ZM256 153H260V154H262V155H264V152H262V151H260V150H257V151H255ZM10 153V152H9ZM13 153V152H12ZM33 153H31V151H30V154H32V156H34L33 155ZM191 153H193V152H191ZM247 153V152H246ZM3 154V159H4V154H7V153H1L0 155H2ZM15 154V153H14ZM28 154V153H27ZM41 154H43V153H41ZM95 154H97V156H98V151L97 152H95ZM139 154H141V155H143V154H145V152L144 151H141V152H139ZM38 155V154H37ZM61 155V154H60ZM11 156V155H10ZM13 156V155H12ZM36 156V155H35ZM94 156H96V155H94ZM152 156V155H151ZM6 157V156H5ZM8 157V156H7ZM86 157H88V159L86 158ZM93 157V156H92ZM101 157V156H100ZM100 157H99V159H100ZM243 157V156H242ZM245 157H247V156H245ZM256 157V156H255ZM2 158V157H1ZM94 158V157H93ZM155 158H156V160H155ZM252 158V157H251ZM9 159V157L7 158V160ZM95 159H96V157H95ZM97 159H98V157H97ZM95 160V161H101V160ZM103 160H105V158H102ZM242 159H244V157L242 158ZM241 159V160H242ZM6 159H4V161L3 160H1L0 159V166L2 165V164H4L6 161H5ZM94 160V159H93ZM244 160H246V159H244ZM106 161V160H105ZM108 161H110L109 159H108ZM240 161V160H239ZM4 162V163H3ZM114 162V161H113ZM112 162V163H113ZM10 163H11V161H10ZM109 163H111V161L109 162ZM115 164H117V163H115ZM114 164V165H115ZM256 163H254V165H255ZM260 164V163H259ZM258 164V165H259ZM16 165V164H15ZM120 165V164H119ZM131 165H133V167H135L136 169H143V167H141V168H138V167H140V165H136V166H134L135 164H131ZM7 166H9V163H8V165ZM251 166V165H250ZM15 167V166H14ZM13 167V168H14ZM126 168L128 167H130V165L129 166H125ZM181 167V166H180ZM184 167H187L186 165L184 166ZM3 168H5V165L3 166ZM12 168V169H13ZM98 168V167H97ZM119 168V167H118ZM135 168H133V169H135ZM182 168V167H181ZM240 169H241V167H239ZM260 168H261V172L259 173L260 175H263L264 176V165L262 166V164H260ZM6 169V168H5ZM7 169H8V167H7ZM91 169V168H90ZM150 169V168H149ZM177 169H179V168H177ZM177 169H175V170H173L172 172V174H171V172H170V174L169 173H167L168 174V177L167 178H177V177H179L180 176V173H181V176H182V174H184V176H185V173H188L187 171H184V173H182L183 171H181L180 172V169L179 170H177ZM205 169H207V168H205ZM213 169V168H212ZM222 169V170H221ZM25 170V169H24ZM71 170H74V172H71ZM87 170H89V168L87 169ZM214 170V169H213ZM219 169H218V167H217V171H218ZM220 170L221 171H223L224 172V169L223 168H220ZM219 170V171H220ZM244 170V169H243ZM3 171H4V169H0V173L2 172V174H3ZM11 171V170H10ZM80 171V170H79ZM175 171V172H174ZM245 171V170H244ZM9 172V171H8ZM151 172V171H150ZM212 172V171H211ZM222 172V173H223ZM144 173V172H143ZM222 173H220V172H218L217 174L218 175H220V174H222ZM225 173V172H224ZM257 173V172H256ZM7 174V173H6ZM6 174H4L5 176H6ZM20 174V173H19ZM145 174H147V173H145ZM166 174V175H167ZM191 176H192V174H194L193 172H192V174L191 173H189ZM188 174V176H190ZM197 175H195V177L196 178H204V176H206L205 174L206 173H204V176H199L198 177V173H196ZM202 174V173H201ZM200 174V175H201ZM216 174V175H217ZM231 174V172H229V173H227V174H225V177L227 176V175H230ZM233 174V175H232ZM231 175L232 176H234L235 178L238 176L237 175V173L235 174V172H233ZM235 174V175H234ZM247 174V173H246ZM252 174V173H251ZM10 175H11V173H10ZM16 175H18V174H16ZM15 175V176H16ZM138 176L140 175V173H138L137 174ZM170 175V176H169ZM208 175V174H207ZM14 176V177H15ZM183 176V177H184ZM186 176H187V174H186ZM253 176V175H252ZM254 176H255V174H254ZM2 177V176H1ZM11 177H13V176H11ZM13 177V178H14ZM164 177V176H163ZM163 177H161V178H159V184H158V182L156 181V178H155V180L154 181H156L155 183H153L151 180H150V182H149V180H148V183H146L147 182V180H144V181H142V182H139L140 184L141 183H146V184H144L145 186H144V188H143V191L145 190V189H151V191H150V193L152 192V194L159 188H156V185H160L161 183H162V178ZM166 177V176H165ZM164 177V178H165ZM193 177V176H192ZM222 177H224V175L222 174ZM234 177H227V178H234ZM256 177V176H255ZM8 178L10 179V177L8 176ZM122 178V177H121ZM120 178V179H121ZM174 178V180H175V182H176V179ZM196 178H194V179H196ZM205 178H207V176L205 177ZM238 178V181H239V179L240 180H242V176H240V178H239V176L237 177ZM263 178V177H262ZM6 180H7V177L5 178ZM8 179V180H9ZM22 179V178H21ZM74 179H78L80 182H82L81 184H79L78 185V187L77 188H72V186H71V182L72 181H76V180H74ZM154 179V178H153ZM166 179V178H165ZM164 179V180H165ZM187 179V178H186ZM189 179V178H188ZM211 179V178H210ZM257 179V178H256ZM260 179V178H259ZM6 180H4L3 178H0V197H3V199L4 198H6V196H9L10 194H11V191H9V190H7V188L5 187V185H6V183H7V181ZM11 180V179H10ZM13 180V179H12ZM15 180H17V179H15ZM24 180V179H23ZM78 180H77V182H78ZM103 180V181H102ZM108 180V181H109ZM158 180V179H157ZM169 180V179H168ZM171 180V179H170ZM174 180H171V181H174ZM180 180H182V179H180ZM184 180V179H183ZM209 180V179H208ZM18 181V180H17ZM16 181V182H17ZM171 181L169 182V183H171ZM178 181V180H177ZM185 181L186 180H184V181H181V182H183V183H185ZM198 181V180H197ZM232 181H233V179H232ZM237 181V182H238ZM11 182V181H10ZM16 182H12L11 184H13V183H16ZM152 182V183H151ZM161 182V183H160ZM164 182V181H163ZM187 182V181H186ZM189 182H190V179H189ZM201 182H203V181H201ZM234 182H236V181H234ZM236 182V183H237ZM242 182H244V181H240V183L242 184ZM259 182V181H258ZM18 183H20V182H18ZM25 183V182H24ZM23 182L22 183H20V184H24ZM43 183V184H42ZM176 183H179V182H176ZM193 183H194V181H193ZM198 183H200V182H198ZM239 183V182H238ZM10 184V185H11ZM30 184V183H29ZM28 184V185H29ZM73 184V183H72ZM140 184H138L137 182L136 183H134V185L132 186L133 188H134V186L136 185V187L139 185L140 186ZM164 184L166 185L167 184V181H165V183H163V185H161L162 187L164 186ZM172 184V183H171ZM171 184H169V186L171 185ZM173 184H174V182H173ZM191 184H192V182H191ZM196 183H194L192 186H194ZM233 184V183H232ZM232 184L230 185V184H228V185H230L228 188H223V190H220V189H213V190H209L207 193H205L204 194V196L202 195V198H200V197H198L197 198V196H196V198H194L196 201V203H198V201H199V203L198 204H192V205H200V202L201 201H203L202 202V204L201 205H203V206H205V204H209V203H211V202H216V203H219L220 201H226V200H231V202H232V199H234V201L233 202H235V203H238L236 200L238 199V200H240V198H241V196H243L244 194H245V190H247V189H245V190H240V193L241 192H243V191H245L242 195L241 194H239V191H236L237 189H240V187L242 188V186H243V184H242V186L241 185H233L232 186ZM247 184V183H246ZM264 184V183H263ZM9 185V184H8ZM35 185H36V187H35ZM39 185H41V186H39ZM92 185V186H91ZM149 185H150V187H149ZM197 185V184H196ZM203 185H204V183H203ZM202 185V186H203ZM245 185V184H244ZM250 185V184H249ZM20 186V185H19ZM30 186V185H29ZM100 186V185H99ZM174 186V185H173ZM200 186H201V184H200ZM236 186V187H235ZM246 186V185H245ZM245 186H243V189H244V187ZM247 186H248V184H247ZM246 186V187H247ZM11 187V186H10ZM12 187H13V189H12ZM11 187V189H12V191L14 190L15 191V189H14V187H15V184H14V186H12ZM17 187V186H16ZM39 187V188H38ZM131 187V188H132ZM135 187V188H136ZM152 187V188H151ZM204 187V186H203ZM226 187H227V185H226ZM245 187V188H246ZM249 187H251V186H249ZM24 188V187H23ZM22 187H21V189H23ZM132 188V189H133ZM140 188V187H139ZM164 188H165V186H164ZM201 188V187H200ZM256 187H254V188H249L250 190V194H249V196L255 191L256 192V190H257V193H255V194H253V195H258V194H260V196H264V191H261V192H259L258 191V189L260 190V188H258V189H255ZM8 189H9V186H8ZM18 189H19V187H18ZM20 189V192L21 191H24V189L23 190H21ZM128 189H129V187H128ZM131 189V190H132ZM140 189H142V188H140ZM156 189V190H155ZM160 189H161V187L159 188V192L158 191H156L157 193H160ZM254 190V191H252V190ZM27 189H26V191H28ZM130 190V191H131ZM135 189H133V191H134ZM162 190H164V189H162ZM14 191H13V193H14ZM118 191V192H117ZM133 191H131V193H133ZM165 191V190H164ZM176 191L178 192V190L176 189ZM251 191H252V193H251ZM17 192V191H16ZM92 192H94V191H92ZM106 192V191H105ZM126 194H127V192L126 191H124ZM139 194H141L139 191H137ZM145 192V191H144ZM155 192V193H156ZM162 192V191H161ZM177 192H174V193H177ZM180 192H182V191H180ZM206 192V191H205ZM263 192V193H262ZM86 193V192H85ZM122 193V194H121ZM129 193V192H128ZM148 193V192H147ZM149 193V194H150ZM154 193V194H155ZM156 193V194H157ZM246 193H248V191L246 192ZM30 194V195H31ZM82 195H83V193H81ZM103 194H104V192H103ZM144 194V193H143ZM77 195V194H76ZM88 195H90L89 197H88ZM138 195V194H137ZM136 195V196H137ZM245 195H247L248 196V194H245ZM245 195L243 196V197H245ZM142 195H139L138 197H141ZM246 196V197H247ZM252 196V195H251ZM145 197V196H144ZM150 197H152V196H150ZM241 198V200L243 201V202H245V198ZM8 198V197H7ZM27 198H29L28 200H27ZM142 198V197H141ZM253 197H251V199L250 200H252V201H258V200H253L252 199ZM197 199H198V201H197ZM236 199V200H235ZM248 201H249V199H248V197L246 198ZM257 199V198H256ZM1 200V199H0ZM127 200V199H126ZM129 200V199H128ZM139 200V199H138ZM240 200V201H241ZM9 201V200H8ZM11 201V200H10ZM19 201V202H20ZM248 201H246V202H248ZM252 201L250 202L251 204H252ZM259 201H260V203H262V207H264V205H263V203H264V199L262 200V198H261V200L259 199ZM258 201V202H259ZM11 202H14V201H11ZM118 202V201H117ZM125 202V201H124ZM123 202V205L125 204L126 205V203H124ZM130 202L131 201H129V204H130ZM209 202V203H208ZM228 202V201H227ZM242 203V205H245V204H247V203ZM258 202H254L255 204H257ZM8 203V202H7ZM16 202H14L13 204H15ZM42 203H46L41 209H40V211H39V213L41 212V214L43 215H41L40 216V214H33L32 215V213H33V209H32V206H34V205H36L37 207L41 204L42 205ZM49 203H53V204H49ZM128 203V202H127ZM215 203V204H216ZM260 203H258L259 204V206L261 205ZM17 204H18V202H17ZM132 204V203H131ZM131 204H130V206H131ZM177 204V203H176ZM214 204V203H213ZM228 204V203H227ZM230 204V203H229ZM239 204V203H238ZM249 204V203H248ZM2 205V204H1ZM116 205V204H115ZM120 206H122V204L120 203L119 204ZM118 205V206H119ZM128 205V204H127ZM146 205V204H145ZM148 205V204H147ZM154 206H155V204H153ZM185 205V204H184ZM184 205H182V206H184ZM192 205H191V207H192ZM231 205H232V203H231ZM252 205H254V204H252ZM133 206V205H132ZM131 206V207H132ZM181 206V207H182ZM215 206V205H214ZM214 206H212V207H214ZM227 206V205H226ZM240 207H243V209H244V206H241V205H239ZM255 206V205H254ZM257 206V205H256ZM255 206V208H254V210H257V207ZM258 206V207H259ZM152 207V206H151ZM180 207V208H181ZM197 207H200V206H197ZM197 207H195V209H197L198 210V208ZM216 207H218V206H216ZM215 207V208H216ZM222 207H224V206H222ZM233 206H231V208H232ZM235 207V206H234ZM232 208V209H230L229 208V210L226 208V210L225 211H230V212H237L238 210L237 209H239L238 207L235 209V208ZM251 207V206H250ZM249 207V208H250ZM261 207V206H260ZM124 208H126V206L124 207ZM128 208H130L129 206H128ZM140 208V207H139ZM142 208H145V206L144 207H142ZM185 208H186V205H185ZM184 208V209H185ZM187 208H190V205H189V207L187 206ZM186 208V209H187ZM208 207L206 206L205 207V209H207ZM221 208V206H219V209ZM253 208V207H252ZM252 208H250V210L252 211ZM150 209H152V208H150ZM156 209V210H155ZM155 209H153V212H154V210L155 211H157L158 209L157 208H155ZM177 209H179V208H177ZM183 209V208H182ZM182 209H181V211H182ZM183 209V210H184ZM212 209V208H211ZM218 209V208H217ZM242 208H241V212L243 213L244 212V210H243ZM245 209H247L248 211H250L249 209H248V206L245 208ZM9 210V211H8ZM16 211V212H18L20 215H22V217H18L17 216V214H16V216L15 215H12L14 218H16V219H12V216H11V214H13L12 213V211ZM35 210H37V209H34V211ZM39 210V209H38ZM37 210V211H38ZM109 211H108V213H106V214H109V212H111L112 210L111 209H108ZM111 210V211H110ZM119 210V209H118ZM170 211H167V213H165L166 211H164L163 212V214H161L162 212L160 211L158 214L156 213V214H150L149 215V211L147 210V213H143V214H145V217L147 216V218H145V217H143V216H141V217H143V218H145L144 220H146V221H144L143 220V218H142V220H141V217H139L138 216V214H139V212L138 211H135V213L137 214V216L138 217H136V220H137V218L139 219L140 218V223L141 224H151L150 225V227L148 228V227H146L147 229H146V231H148L149 230V232H151V233H153L154 231V233H156V234H158L156 231H158V232H161V231H164V232H166V230H170L171 229V231H172V226L173 225H175L177 222H176V220H177V218H187V217H195L196 216V214L198 215V214H201L200 212H199V210H201V209H199L198 211H197V213L196 212H192V214L193 215H191V213H187L186 211V213L184 212H180V213H178V212H176L177 210H174V206H173V208L171 209H169ZM173 210V211H172ZM187 210H189V209H187ZM220 210H222V209H220ZM224 210V209H223ZM222 210V211H223ZM254 210L252 211V212H254ZM15 211H14V213H15ZM36 211V212H37ZM172 211V212H171ZM176 212V213H173V212ZM178 211H180V209L178 210ZM246 211V210H245ZM107 212V211H106ZM113 212H114V210H113ZM144 212V211H143ZM158 212V211H157ZM170 214H169V213ZM199 212V213H198ZM219 211H217V214H216V212L214 213V214H216L217 216H218V214H220V213H218ZM35 213V212H34ZM87 213V212H86ZM245 213V212H244ZM257 213L258 214H260L261 212H259V210L257 211ZM18 214V215H19ZM102 214V213H101ZM105 214V215H106ZM118 215V214H120L119 212H116L115 211V213H111V215ZM146 214H148V215H146ZM103 215V214H102ZM140 215V214H139ZM142 215V214H141ZM222 215V214H221ZM221 215L220 216H218V217H220V218H222L221 217ZM63 216V215H62ZM38 217V218H39ZM41 217H43V218H41ZM216 216H214V219H218V217H216ZM228 218V217H227ZM229 218H231V217H229ZM42 219V220H41ZM52 219V218H51ZM59 219V218H58ZM185 219H183V222H185L186 220ZM193 219V218H192ZM53 220V219H52ZM53 220V221H54ZM131 220H134L135 221V218H132ZM182 220V219H181ZM191 219H189V221H190ZM2 221V220H1ZM0 221V222H1ZM139 221V220H138ZM187 221H188V219H187ZM210 220H208V222H209ZM133 222V221H132ZM182 221H180V223H181ZM52 223V222H51ZM53 223H55V222H53ZM64 223H66V222H64ZM129 223H131V222H128L127 223V225L129 224ZM211 223V222H210ZM91 224H94V223H90V224H86L85 226H90ZM53 225V224H52ZM162 225H164V226H162ZM126 226V225H125ZM124 225L123 226H121V228L120 229H123V227H125ZM53 228V227H52ZM207 228H208V225H207ZM246 228V227H245ZM12 229V230H11ZM175 228H173V230H174ZM201 230L203 229V228H200ZM19 230V231H18ZM75 230H76V228H75ZM75 230H73L74 232H75ZM145 230V229H144ZM246 230H247V228H246ZM5 232H6V229L4 230ZM8 231V229H7V232H8V234H11V233H13L14 231H12L11 233ZM143 231V230H142ZM146 231H143V233H147V235H148V232H146ZM170 231V232H171ZM33 232H31V233H33ZM177 232V231H176ZM239 232V231H238ZM243 232H245L244 230H243ZM25 232H23V234H24ZM29 233H30V231H29ZM29 233H27V236H26V242L28 241V238H29V236L30 237H32V234H30V235H28ZM151 233H150V235H148V237H147V239H149L150 240V238H151V242L152 243H154V241H158V240H160L159 238H157L158 236H156L155 237V234H154V236H152L151 235ZM163 233V232H162ZM167 233V232H166ZM169 233V232H168ZM167 233V234H168ZM232 233L234 234V231L233 232H231V234H230V237L228 238V239H230V238H232L231 236H232ZM14 234H15V232H14ZM14 234H11V237L13 238V241L16 243L17 241L18 242H20V240L22 239L21 237H20V235H19V237L21 238L20 240H19V238H17V239H15L12 235H14ZM42 234V233H41ZM47 234V233H46ZM46 234H44V235H46ZM89 236H87L88 238H90V236L92 237V235L90 234V233H87ZM236 234H238V233H236ZM236 234L234 235V237H233V239L235 238V236H236ZM241 233L239 232V236H242V235H240ZM5 235V234H4ZM17 235V234H16ZM26 235V234H25ZM24 235V236H25ZM34 236H36L35 234H33ZM39 235V234H38ZM74 235V234H73ZM144 235H146V234H144ZM22 236V235H21ZM75 236V235H74ZM162 236V235H161ZM245 236H247V234H245ZM261 236V235H260ZM2 238L4 237L3 236V234H2V236H1ZM0 237V238H1ZM11 237H10V240H11ZM39 237V236H38ZM42 237V236H41ZM40 237V238H41ZM248 237H250V236H248ZM259 237V236H258ZM34 238H36V237H34ZM87 238V239H88ZM152 238H157L156 240L155 239H152ZM239 238V237H238ZM243 238H247V237H243ZM257 238V237H256ZM17 240V241H15V240ZM25 239H22L21 241H22V243H23V245H24V240ZM30 239H32V238H30ZM29 239V242H27L28 244H26V242H25V244H26V246L27 245H29V243L31 242V240ZM37 239V238H36ZM43 239H45V238H43ZM47 239V238H46ZM91 239V238H90ZM90 239H88L86 242H88V241H90ZM146 239V240H147ZM173 239V238H172ZM171 239V240H172ZM1 240V239H0ZM2 240H4V239H2ZM33 240V239H32ZM98 240H101V242L103 241L102 239H98ZM145 240V241H146ZM153 240V241H152ZM12 241V240H11ZM10 241V242H11ZM13 241L10 243H8V244H12L13 243ZM34 241H36L35 239H34ZM214 241V240H213ZM212 241V239H211V242H213ZM219 240H217V242H218ZM236 241H240V240H235V242ZM2 242V241H1ZM5 240L3 241V243H1L0 244V246H4V248H6L5 246H7V245H5V243L7 242H5ZM18 242H17V244H15L16 246H17V248H15V249H10V248H8V250H9V252L7 251V252H4V253H9L10 254V252H11V256L12 257H15V255H17L18 253L19 254H22V253H20V251L19 252H15L16 254H12L13 252V250H16V249H19V250H21V252H23V250L21 249V248H18V247H20L21 245H19L18 244ZM38 242V241H37ZM162 242H165V244H166V242L167 241H163V239H162ZM161 242V243H162ZM176 243V242H178V240H172V241H169L168 240V244H172V243ZM220 242V241H219ZM218 242V243H219ZM230 241H228V243H229ZM231 242H234V241H231ZM235 242H234V244H235ZM21 243V242H20ZM68 243V244H67ZM157 243V242H156ZM155 243V244H156ZM160 243V242H159ZM207 243V242H206ZM208 243H209V241H208ZM207 243V244H208ZM237 243V242H236ZM239 243V242H238ZM14 244V243H13ZM31 244H33L32 242H31ZM37 244V243H36ZM96 244V243H95ZM94 244V245H95ZM98 245H99V242L97 243ZM101 244V243H100ZM103 244V243H102ZM105 244L106 243H104L103 245L105 246ZM148 244H149V242H148ZM215 244V243H214ZM217 244V243H216ZM230 244V243H229ZM229 244L227 245V244H225V245H227L226 247H228V248H225L224 250L226 251V252H222V251H224L223 250V248H224V246H223V243H222V249H221V244H219V246L217 247L216 246V248L218 249V251H221L220 253L222 254V255H218V257L219 256H221L220 258H223L224 259V261H225V263H223V264H241V262H245V261H248V260H250L251 258H253V257H255L254 259H258L259 260V263L258 264H264V255H261L260 256V254L258 253V252H260L261 250H264V246H257L258 247V249H257V251H256V253L257 254H255L254 256L252 255V256H250V257H246L245 255H247V252H248V249L247 248H249L248 246H231V244H230V246H229ZM19 245V246H18ZM22 245V246H23ZM34 245V244H33ZM33 245L32 246H29V247H33ZM38 245H39V243H38ZM64 245V246H63ZM93 244L91 245V246H94ZM102 245V246H103ZM151 245H153V244H151ZM200 245V244H199ZM237 245V244H236ZM9 246V245H8ZM7 246V247H8ZM14 246V245H13ZM25 246V245H24ZM24 246H23V249H24ZM95 246H97V245H95ZM101 246V245H100ZM107 246V245H106ZM203 246H204V244H203ZM200 247L199 246V248H197V249H193V248H189V249H191V250H186V252L187 251H189V254L191 253V252H193V253H198V252H200V251H202V250H204V249H208V247L207 248H204V247ZM212 246H214V245H212ZM15 247V246H14ZM37 247V245L36 246H34V248L33 249H35ZM41 247V246H40ZM230 247H233V248H231V249H229ZM3 248V247H2ZM12 248V247H11ZM99 248V247H98ZM221 250H220V249ZM253 248H255V246H253ZM25 249H27L26 251V253H28V251L30 250H28V248H26L25 247ZM24 249V250H25ZM37 249V248H36ZM209 249H211V248H209ZM7 250V249H6ZM5 250V251H6ZM100 250V249H99ZM101 250H103V248L101 249ZM105 250V249H104ZM170 250V249H169ZM172 250V249H171ZM169 251L170 253L172 252V251ZM216 250V249H215ZM250 250V249H249ZM0 251H2V250H0ZM35 250H33V252H34ZM108 251H109V249H108ZM3 252V251H2ZM36 253V252H35ZM219 253V254H220ZM18 254V255H19ZM24 254H25V252H23V256H24ZM28 254H31V253H28ZM96 254V253H95ZM94 254V255H95ZM217 254V253H216ZM249 254V253H248ZM43 255V256H42ZM92 255H93V253H92ZM97 255V254H96ZM149 255H150V253H149ZM187 255H188V253H187ZM22 255H21V259H22V257H23ZM25 256H28L27 254L25 255ZM98 256H99V254H98ZM6 257V256H5ZM8 257V256H7ZM20 258V257H19ZM32 258V257H31ZM34 258V257H33ZM32 258V259H33ZM99 258V257H98ZM188 258H191L190 256L188 257ZM187 258V259H188ZM0 259H2V257L0 256ZM3 259H4V257H3ZM20 259V260H21ZM25 259V258H24ZM184 259V258H183ZM10 260V259H9ZM23 260V259H22ZM21 260V261H22ZM215 260V259H214ZM217 260V259H216ZM216 260H215V262H216ZM219 260V259H218ZM255 260V261H256ZM258 260L256 261V264H257V262H258ZM2 261V260H1ZM0 261V262H1ZM5 261V260H4ZM3 261V262H4ZM73 261H75V260H73ZM86 261V260H85ZM252 261H254V260H252ZM255 261H254V264H255ZM8 262V261H7ZM14 262V261H13ZM165 262V261H164ZM212 263H213V260L211 261ZM11 264H12V262H10ZM18 264L20 263V261L19 262H17ZM16 263V264H17ZM168 263V261H166V263L165 264H167ZM170 263V262H169ZM246 263V262H245ZM1 264V263H0ZM5 264V263H4ZM14 264V263H13ZM20 264H34V262L32 263L31 262V260L28 258V259H26V260H23ZM157 264V263H156ZM160 264V263H159ZM161 264H164V263H162L161 262ZM180 264H181V262H180ZM208 264V263H207ZM209 264H210V262H209Z\"/></svg>",
	"mask_w": 264,
	"mask_h": 264
}]
</instances>
